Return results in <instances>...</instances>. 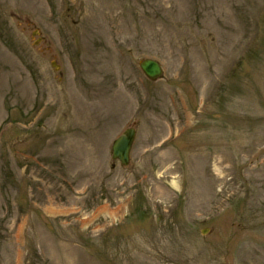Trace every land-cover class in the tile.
I'll list each match as a JSON object with an SVG mask.
<instances>
[{
	"label": "rangeland",
	"instance_id": "obj_1",
	"mask_svg": "<svg viewBox=\"0 0 264 264\" xmlns=\"http://www.w3.org/2000/svg\"><path fill=\"white\" fill-rule=\"evenodd\" d=\"M0 264H264V0H0Z\"/></svg>",
	"mask_w": 264,
	"mask_h": 264
},
{
	"label": "water",
	"instance_id": "obj_2",
	"mask_svg": "<svg viewBox=\"0 0 264 264\" xmlns=\"http://www.w3.org/2000/svg\"><path fill=\"white\" fill-rule=\"evenodd\" d=\"M141 68L147 76L153 80L160 77L162 68L160 64L154 60H144L141 63ZM135 130H127L121 137H119L113 144L112 153L113 158L121 161L123 165H128L130 161V151L135 138Z\"/></svg>",
	"mask_w": 264,
	"mask_h": 264
},
{
	"label": "bare ground",
	"instance_id": "obj_3",
	"mask_svg": "<svg viewBox=\"0 0 264 264\" xmlns=\"http://www.w3.org/2000/svg\"><path fill=\"white\" fill-rule=\"evenodd\" d=\"M111 61H112V58H111ZM88 110H89V109L87 108V111H80V110H79V111H75V114H74V115H75L76 119H77V120L82 119V118L84 117V115H85L83 112L88 113L89 116H90V113H91V112H88Z\"/></svg>",
	"mask_w": 264,
	"mask_h": 264
}]
</instances>
